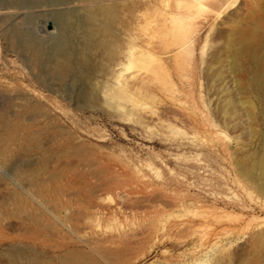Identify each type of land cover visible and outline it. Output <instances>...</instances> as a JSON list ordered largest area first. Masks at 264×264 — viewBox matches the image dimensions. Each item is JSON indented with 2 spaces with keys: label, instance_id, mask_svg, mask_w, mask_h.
<instances>
[{
  "label": "rangeland",
  "instance_id": "rangeland-1",
  "mask_svg": "<svg viewBox=\"0 0 264 264\" xmlns=\"http://www.w3.org/2000/svg\"><path fill=\"white\" fill-rule=\"evenodd\" d=\"M51 3L0 0V264H264V102L250 57L236 76L227 52L241 33L263 55L264 0ZM86 7L118 16L123 53L89 80L122 105L78 103L77 64L37 82L56 16ZM14 29L40 59L11 45Z\"/></svg>",
  "mask_w": 264,
  "mask_h": 264
},
{
  "label": "bare ground",
  "instance_id": "bare-ground-1",
  "mask_svg": "<svg viewBox=\"0 0 264 264\" xmlns=\"http://www.w3.org/2000/svg\"><path fill=\"white\" fill-rule=\"evenodd\" d=\"M70 1L72 0H51L52 3L48 6L67 4ZM69 18L70 16L67 12L56 16L57 24H60V26L65 27L67 30L61 29L59 31L58 36L54 38V44L48 49L44 57L41 58V77L37 79V82L40 85H47L49 79L62 82L70 77L69 73L73 69V64H77L78 71L75 77L78 78L82 85V88L75 95L78 103L91 105L92 107L93 105H98L100 102V93L108 95V100L114 102L115 105H122L121 101H129L128 97L121 90L109 93L106 85L97 86L89 80L93 71L100 69L106 73L107 69H111L123 53L120 47V35L114 31V28H117L120 24L113 8L107 7L105 9L95 10L93 7H86L83 15H80L78 19L72 20ZM21 31L18 29L10 30L9 33L7 32L6 37L9 39L11 45L24 55L25 59H40L39 46L32 38ZM69 31L76 39V43H72L71 37L68 36ZM127 42L126 45L128 44L129 54L134 55L133 52L138 48L136 40L130 37ZM257 46L258 42L254 38L242 36L241 33H237L233 41L228 43L227 48L229 51L227 52L231 70L236 76L240 73L241 58L245 56L244 54L250 57L253 77L249 81V86L256 90L260 95V99L264 102V51L263 55L260 56L257 53ZM150 50H140L139 52L154 56L153 52H155V48L153 47ZM94 56H101L107 63L102 64L101 67L95 65L93 62ZM236 83L240 86V78H236ZM4 111L5 108L0 106V117L4 116ZM34 118L35 116L30 117L29 121H33ZM260 168L264 170V158ZM17 169L18 166L16 165L11 168L14 176L18 174ZM28 219L32 226L39 228L40 232L45 231L44 227L38 223V216H28ZM6 264L8 263L6 262Z\"/></svg>",
  "mask_w": 264,
  "mask_h": 264
}]
</instances>
